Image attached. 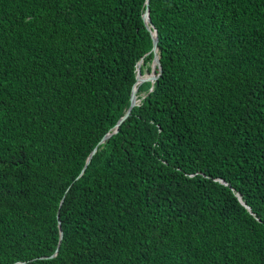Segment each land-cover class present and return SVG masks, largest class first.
<instances>
[{
	"label": "trees",
	"instance_id": "16d2710c",
	"mask_svg": "<svg viewBox=\"0 0 264 264\" xmlns=\"http://www.w3.org/2000/svg\"><path fill=\"white\" fill-rule=\"evenodd\" d=\"M145 7L0 0V264H264V0H149L77 178Z\"/></svg>",
	"mask_w": 264,
	"mask_h": 264
},
{
	"label": "water",
	"instance_id": "95a60500",
	"mask_svg": "<svg viewBox=\"0 0 264 264\" xmlns=\"http://www.w3.org/2000/svg\"><path fill=\"white\" fill-rule=\"evenodd\" d=\"M148 1L149 0H145V4H146V7L145 9L143 10V13H142V17H143V21H144V24L146 25L147 29L150 30L151 32V35H152V38H153V48H152V52L154 54V57H153V60H152V63H151V70L149 73H146V74H142L141 72V68H142V65H143V61H144V56H142L139 61L137 62L136 64V74H135V81L132 85V89H131V96H130V104H129V107L127 108L126 112L118 119L117 123L115 124V126L113 127V129H111L109 132H107L103 138L99 141V143L92 149V151L89 153L87 159H86V162L83 166V168L81 169L79 175L77 176V178L83 174L86 166L88 165V163L90 162L92 156L94 155V153L97 151L98 149V145L102 142H104V140H106L109 136H111L112 133H115L117 132L118 130V127L119 125L122 123V121L130 114L132 108L135 106V105H138L140 100L142 98L145 97V94L141 93L142 95L139 96V100L136 101L135 99V90H134V86H135V83L136 81L138 80V78H141L140 79V82L138 84V87L139 85L144 82V81H151L152 83L155 81V79L157 78V76L159 75L160 73V68H161V65H160V61H159V53H158V45H157V28L152 24V21H151V18L149 16V8H148ZM147 75V76H146ZM148 75H153L152 79H150L148 77ZM137 87V89H138ZM152 89V86L150 87L149 91ZM137 96V95H136ZM223 182V181H221ZM239 201L245 205L248 209L249 207L245 204V202L242 200L241 196L236 193ZM63 201V197L61 198L60 200V203H59V207L61 205ZM58 207V208H59ZM58 215H59V209L57 210V218H58ZM58 229H59V243H60V240L63 236V231H62V227H61V223L58 219ZM59 243H58V246L56 248V250L54 251V253H52L49 257H53L57 254L58 252V248H59ZM45 257H48V256H45ZM23 261H17L13 264H22Z\"/></svg>",
	"mask_w": 264,
	"mask_h": 264
},
{
	"label": "bare ground",
	"instance_id": "6f19581e",
	"mask_svg": "<svg viewBox=\"0 0 264 264\" xmlns=\"http://www.w3.org/2000/svg\"><path fill=\"white\" fill-rule=\"evenodd\" d=\"M146 76H147V75H146ZM148 77H149L150 79H152L153 75H148ZM140 79H141V78H138V80L136 81L135 86H134V90H135V99H136V101L139 100L138 97H137L136 95H137V91H138L137 87H138V84H139V82H140Z\"/></svg>",
	"mask_w": 264,
	"mask_h": 264
},
{
	"label": "rangeland",
	"instance_id": "374dc122",
	"mask_svg": "<svg viewBox=\"0 0 264 264\" xmlns=\"http://www.w3.org/2000/svg\"><path fill=\"white\" fill-rule=\"evenodd\" d=\"M140 95H142V94H140ZM140 95H139V96H140Z\"/></svg>",
	"mask_w": 264,
	"mask_h": 264
}]
</instances>
